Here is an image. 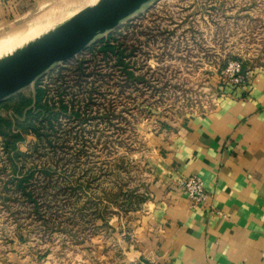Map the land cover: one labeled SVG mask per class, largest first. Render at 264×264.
<instances>
[{
    "label": "rangeland",
    "instance_id": "rangeland-1",
    "mask_svg": "<svg viewBox=\"0 0 264 264\" xmlns=\"http://www.w3.org/2000/svg\"><path fill=\"white\" fill-rule=\"evenodd\" d=\"M95 1H41L0 30V57ZM259 2L153 0L115 30L99 35L80 54L55 64L36 79L49 84L53 96L51 79L56 71L111 34L128 46L127 53L135 49V54L126 57V66L136 79L116 64L115 57L99 55L85 64L86 80H77L79 86L76 74L67 81L68 93L88 97L92 91L93 100L81 118H61L67 136L54 141L55 158L59 155L61 161L52 162L54 152L49 149L47 156L43 149L29 150L35 142L33 135L17 144L18 151L32 154L15 160L25 176L35 170L41 178L50 166L58 180L49 205L53 211L62 210L56 218L48 216V223L31 212L26 197L7 191L6 184L23 174L14 171L8 159L12 155L4 153L0 136V264H101L104 257L110 260L116 238L112 221L116 217L125 220L145 210L148 203L149 161L158 139L178 129L184 118L217 107L236 87L221 75L225 62L236 60L247 73L264 66V0ZM35 82L22 91L29 93ZM85 117L88 120L81 123ZM65 180V187L74 189L64 190L69 193L66 201L58 192ZM129 191L133 192L131 209L119 208L121 194ZM40 204L48 205L41 199ZM98 210L103 219L93 216ZM103 242L111 244L103 247Z\"/></svg>",
    "mask_w": 264,
    "mask_h": 264
},
{
    "label": "crops",
    "instance_id": "crops-1",
    "mask_svg": "<svg viewBox=\"0 0 264 264\" xmlns=\"http://www.w3.org/2000/svg\"><path fill=\"white\" fill-rule=\"evenodd\" d=\"M41 1L0 0V30ZM157 143L145 210L112 221L113 255L101 264H264V66ZM191 175L206 205L181 187Z\"/></svg>",
    "mask_w": 264,
    "mask_h": 264
},
{
    "label": "trees",
    "instance_id": "trees-1",
    "mask_svg": "<svg viewBox=\"0 0 264 264\" xmlns=\"http://www.w3.org/2000/svg\"><path fill=\"white\" fill-rule=\"evenodd\" d=\"M107 40H102L92 46H90L87 51H85L80 59H77L67 67H60L58 71L53 75L52 87L54 95H50L49 90L51 86L49 84L43 83L42 79H39L33 85L29 93L25 91H19L10 97L0 101V136L1 143L4 149V153L9 157L14 171L23 174V178L11 179L6 185L7 191L12 192V195H19L20 197H26V199L32 204L33 211L37 218L43 220V222L48 223V216L51 218H56V212L61 211L62 207H58L57 211L52 206L49 205L52 197L56 196L51 194V189L59 187L56 185L58 180L55 179L53 172L50 170V166L45 168L43 176L41 178L36 177L35 170H33L27 176L22 172V168H19L15 160L21 156L26 158L27 152H20L17 149V144L19 142L25 141L27 136L33 135L35 137V142L30 145L29 150L37 152L40 149L45 150L44 155L49 154L48 149L54 152L51 155L52 162L56 163L61 161L63 157L57 156L58 148L55 146L54 141L61 140L67 136L66 129L62 128L63 123L61 118L63 116H68V119L72 118L77 120L82 117V114L87 113L93 100V92L88 91L87 96H80L77 94L68 93L66 84L71 76L76 74V85L79 86L80 83L77 80H86V69L84 66L87 62L91 63L94 58L101 55L106 58L116 59V64L127 71L126 57H131L134 52V48L131 47V51L127 53L128 46L119 41V38L112 37ZM115 41H117L115 43ZM92 57V58H91ZM228 62V61H227ZM225 62L224 67L227 65ZM245 72V69L243 68ZM69 72V73H64ZM130 78L136 79L135 74L132 71H127ZM91 90V89H90ZM88 120L87 117L82 119L81 123H85ZM63 147V146H62ZM57 148V149H56ZM67 152L63 150L62 153ZM68 153V152H67ZM42 155L41 153H39ZM70 154V153H69ZM73 157V154H70ZM69 161V159H67ZM24 168V167H23ZM72 172V171H70ZM68 178V177H67ZM95 178L92 181L97 180ZM66 183L61 184L60 190L58 192L62 193V200H68L69 194L65 189L74 190L73 187H65ZM81 185V182L79 183ZM63 185V189H62ZM65 187V188H64ZM63 190V192H62ZM129 194H121L124 196L123 205H120L121 209H131L129 206L132 202L133 192L129 191ZM51 196V199L49 198ZM58 197V196H57ZM59 198V197H58ZM40 199L45 201L46 206L40 204ZM108 199L110 197L108 196ZM64 201V202H65ZM112 202V201H111ZM117 202V200H113ZM100 205V203H99ZM104 209L107 205H103ZM42 214V216H41ZM60 214V213H59ZM96 218L103 219L104 215L98 210L97 215H93Z\"/></svg>",
    "mask_w": 264,
    "mask_h": 264
},
{
    "label": "water",
    "instance_id": "water-1",
    "mask_svg": "<svg viewBox=\"0 0 264 264\" xmlns=\"http://www.w3.org/2000/svg\"><path fill=\"white\" fill-rule=\"evenodd\" d=\"M153 0H96L45 33L0 57V101L32 85L57 63L80 54L99 35Z\"/></svg>",
    "mask_w": 264,
    "mask_h": 264
},
{
    "label": "built area",
    "instance_id": "built-area-1",
    "mask_svg": "<svg viewBox=\"0 0 264 264\" xmlns=\"http://www.w3.org/2000/svg\"><path fill=\"white\" fill-rule=\"evenodd\" d=\"M223 79L228 84L236 87L244 86L248 80V73L243 71L240 62L229 60L227 65L221 70ZM181 187L195 205H206L208 202V193L205 189L203 179L198 175L185 177L181 181ZM149 264H157L155 262Z\"/></svg>",
    "mask_w": 264,
    "mask_h": 264
}]
</instances>
